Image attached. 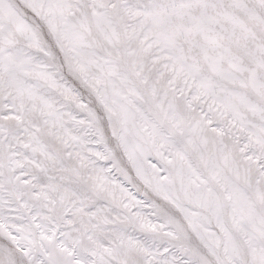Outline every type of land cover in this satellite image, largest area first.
Here are the masks:
<instances>
[{
  "label": "snow or ice",
  "instance_id": "6c2138e0",
  "mask_svg": "<svg viewBox=\"0 0 264 264\" xmlns=\"http://www.w3.org/2000/svg\"><path fill=\"white\" fill-rule=\"evenodd\" d=\"M0 264H264V0H0Z\"/></svg>",
  "mask_w": 264,
  "mask_h": 264
}]
</instances>
